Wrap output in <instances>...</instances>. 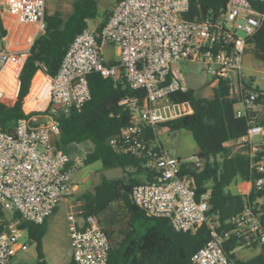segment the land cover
Wrapping results in <instances>:
<instances>
[{
  "label": "built area",
  "instance_id": "built-area-1",
  "mask_svg": "<svg viewBox=\"0 0 264 264\" xmlns=\"http://www.w3.org/2000/svg\"><path fill=\"white\" fill-rule=\"evenodd\" d=\"M255 3L264 0H230L216 14L186 18L190 0H119L100 30L89 25L76 35L55 75L38 70L22 101L25 116L12 130L0 127V264L29 249L31 239L19 228L20 221L43 223L77 186L73 176L80 159L57 140L61 118L81 111L90 100L89 75L94 72L143 91L120 101L131 109V120L109 143L114 152L140 159L151 171L152 179L137 184L131 195L148 215L167 217L183 232L210 225L211 237L194 252L191 264H233L224 248L231 237L242 240L243 247L257 242L264 250L261 206L246 204L230 220L232 227L219 231L208 214L210 190L197 198L194 177L181 173L182 163L198 157L170 154L160 144L158 127L193 112L190 101L172 95L190 88L179 62H201L213 89L227 81L237 100L236 117L248 121L247 132L231 143L244 148L251 168L260 173L254 182L246 181L249 193L253 186L264 189V125L256 121L255 111L264 105V91H253L242 75L248 40L264 25V9ZM46 12L47 0H0L6 30L0 47V102L18 99L20 73L35 38L46 29ZM14 39L25 40V45L18 47ZM107 44L113 47L111 58L104 51ZM80 206L68 212L72 257L77 264H109L110 239L99 217L84 216Z\"/></svg>",
  "mask_w": 264,
  "mask_h": 264
},
{
  "label": "trees",
  "instance_id": "trees-1",
  "mask_svg": "<svg viewBox=\"0 0 264 264\" xmlns=\"http://www.w3.org/2000/svg\"><path fill=\"white\" fill-rule=\"evenodd\" d=\"M229 1L190 0V9L185 17L216 14L226 8ZM255 5L264 9V4ZM111 13L112 10L103 12L98 30L105 25ZM98 15V0H74L72 11L66 17L59 10L46 12V29L35 38L20 73L18 99L13 104L0 102L2 129L12 130L15 122L25 116L22 101L38 70L44 69L48 74L55 75L76 35L89 26L90 19ZM0 31L4 36L6 30L1 15ZM248 42L255 56L264 61V25ZM89 86L91 98L82 110L61 118L57 145L72 154L74 146L91 142L92 148L84 159L86 165L101 162L104 169L122 168L129 174L128 177L116 179L103 175L93 190L85 191L80 196L84 216H98L110 239L109 264H191L194 252L211 237L210 225L203 224L195 233L183 232L177 231L167 217L148 215L135 204L131 195L137 184L152 179L151 171L141 165L140 159L114 152L109 143L110 138L131 120V109L120 105V101L127 95L142 94L143 91L139 93L98 72L89 75ZM172 98L190 101L193 112L159 123L158 127L162 130L186 129L192 132L199 147L197 157L203 165L198 167L195 162H184L181 173L194 177L197 198L210 190L208 214L218 223V230L230 229L233 225L230 220L248 203L260 205L264 211V189L258 191L253 186L248 195L228 190L234 180L254 182L260 173L251 168L244 148L230 143L247 132L248 121L245 119L247 125L239 126L234 131L229 129V124L237 120V100L230 96L227 81L220 80L210 96L200 95L189 88L173 94ZM147 134L153 136L150 129ZM260 154H264V146ZM101 216L105 218L101 219ZM49 218L39 224L27 220L19 223V228L26 230L36 243L37 260L34 264H49L43 247ZM243 246L244 242L236 237L225 240L224 248L233 264H264L262 247L259 254L243 259L236 255V249ZM251 246L259 245L254 242ZM68 264L77 263L72 257Z\"/></svg>",
  "mask_w": 264,
  "mask_h": 264
},
{
  "label": "rangeland",
  "instance_id": "rangeland-1",
  "mask_svg": "<svg viewBox=\"0 0 264 264\" xmlns=\"http://www.w3.org/2000/svg\"><path fill=\"white\" fill-rule=\"evenodd\" d=\"M119 0H98L99 15L95 19L89 20L91 27H96L101 22V16L105 11H111ZM74 0H47V11L53 13L56 10L66 17L73 8ZM241 36L245 33L239 31ZM5 41L0 40V47ZM14 43H18L21 47L25 45V40L14 39ZM105 54L108 58L114 56L113 47L107 44L104 48ZM183 75L187 80L188 87L195 90L198 94L203 96H210L213 88L210 86L212 77L204 72V66L199 61L183 60L179 62ZM242 75L250 88L255 91H264V61L257 58L253 49L249 48L243 58ZM257 119L264 124V105L255 108ZM160 144L170 154L181 159H187L197 156L199 147L194 139L191 131L186 129H179L175 131L162 130L159 135ZM92 148L91 142H85L76 145L72 148L73 157L80 159L78 169L73 176L75 184L77 185L73 193L67 197L68 203L64 200L59 203L56 211L50 216L48 223V230L43 238V247L46 259L49 264H68L72 258L71 238L69 231L68 212L72 208H76L81 204L80 196L88 190H93L100 182L103 175L110 179L128 177L129 174L122 168L104 169L101 162H95L89 165L84 163V159ZM241 150V148H238ZM198 167H202L200 159L194 160ZM240 184L244 180H238ZM248 188L247 185L240 187V190ZM229 189L233 192L238 191L236 180H234ZM115 209L116 205L114 204ZM101 216V219H104ZM212 223V221H211ZM29 249L24 252H19L8 264L29 263L34 264L37 260L36 243L34 240L28 241ZM261 251V247H238L236 255L240 258L248 259Z\"/></svg>",
  "mask_w": 264,
  "mask_h": 264
},
{
  "label": "crops",
  "instance_id": "crops-1",
  "mask_svg": "<svg viewBox=\"0 0 264 264\" xmlns=\"http://www.w3.org/2000/svg\"><path fill=\"white\" fill-rule=\"evenodd\" d=\"M97 27V26H96ZM35 28H36V26H33L32 27V29H34L35 30ZM18 47L20 46V45H17ZM258 112V111H257ZM257 116H258V114H256V121L257 122H260L261 124H263L262 123V121L261 120H258L257 119ZM245 125H247V122H246V120L244 119V118H237V120L236 121H234V122H232V123H230L229 124V129L230 130H232V131H234V130H236L237 129V127H242V126H245ZM264 125V124H263ZM231 143V142H230ZM195 162V161H194ZM236 183H237V186H238V191L237 192H233V191H231L230 189H229V186L231 185H229L228 186V190H230L231 192H233V193H241V194H245V195H248V193H249V186L247 185V183H246V181L245 182H243V184H240L239 182H237L236 181ZM243 185H247L248 186V188H246L245 190H240V187L241 188H243ZM67 203H68V201L67 200H65ZM244 259V258H243Z\"/></svg>",
  "mask_w": 264,
  "mask_h": 264
},
{
  "label": "bare ground",
  "instance_id": "bare-ground-1",
  "mask_svg": "<svg viewBox=\"0 0 264 264\" xmlns=\"http://www.w3.org/2000/svg\"><path fill=\"white\" fill-rule=\"evenodd\" d=\"M39 80H40V75L38 74L37 76H36V78H35V84H38V82H39Z\"/></svg>",
  "mask_w": 264,
  "mask_h": 264
},
{
  "label": "water",
  "instance_id": "water-1",
  "mask_svg": "<svg viewBox=\"0 0 264 264\" xmlns=\"http://www.w3.org/2000/svg\"><path fill=\"white\" fill-rule=\"evenodd\" d=\"M2 39V33H1V31H0V40Z\"/></svg>",
  "mask_w": 264,
  "mask_h": 264
}]
</instances>
